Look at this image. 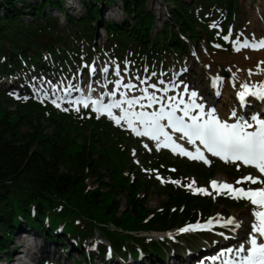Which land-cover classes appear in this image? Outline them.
I'll return each mask as SVG.
<instances>
[{
    "label": "trees",
    "instance_id": "16d2710c",
    "mask_svg": "<svg viewBox=\"0 0 264 264\" xmlns=\"http://www.w3.org/2000/svg\"><path fill=\"white\" fill-rule=\"evenodd\" d=\"M68 1L0 0V80L15 76L26 95L9 100L0 86V254L10 256L11 240L31 231L69 250L75 264H94L83 245L99 234L108 242L96 249L104 260L111 250V261L165 264L180 254L171 238L143 232L177 229L208 218L223 204L241 208L242 202L167 186L161 207L149 208L151 183L132 159L130 145L137 139L129 131L91 111L78 115L27 94L40 84L38 76L64 79L78 72L91 48L118 60L134 58L136 69L145 63L153 72L166 70L189 44L197 46L203 38L225 43L211 23L219 20L226 33L241 9L240 0H158L165 2L167 16L158 32L149 0H74L79 10ZM119 3L121 21L105 15L107 7ZM101 28L106 33L102 48L96 37ZM168 157L165 152L152 158L146 154L144 163L202 182L223 172L220 164L204 168ZM209 248L191 251L205 254Z\"/></svg>",
    "mask_w": 264,
    "mask_h": 264
},
{
    "label": "rangeland",
    "instance_id": "374dc122",
    "mask_svg": "<svg viewBox=\"0 0 264 264\" xmlns=\"http://www.w3.org/2000/svg\"><path fill=\"white\" fill-rule=\"evenodd\" d=\"M68 3L71 5V7L75 8V10L80 9L78 2L72 0L68 1ZM74 3H77V5ZM148 7L157 15V28L155 29V32H158L159 29L162 28L163 22L167 19L166 4L165 2L163 3L158 0H149ZM240 7L241 9L236 15L235 21L229 30L224 33L229 38L225 40V43H222L220 48H217L216 45H212L211 42L213 41H210L208 38H203L200 42H198L197 46L195 44H189L187 52L184 53L180 59L168 63V68L166 71H160L158 75L151 76L149 73L151 69L149 65L145 63H142V66L138 67V70H133V68L129 69V65L133 66L135 64L134 58L118 60L116 58L107 56L104 53L101 54L99 49L94 50L91 48V50H86L88 55H85V58L89 60V62L82 63V67L87 69V74H84L86 71L80 69V72L76 71L72 74H68L64 79H56V77L54 78L53 74H51L49 77L38 76L37 79H40L39 82L41 84L33 88L31 86L32 91L27 95L28 97L31 96L39 103L41 101H51L54 107L59 104V107H66L68 109L67 111H71L79 115L81 110L85 108H83L81 104L75 103L77 98L72 99L70 96L66 98L67 96L64 92L70 93V95H72L77 91L88 88L91 82L95 83V87H97V93H103L105 91H108L109 93L115 92L119 97L123 98H130L132 96L139 98L140 95H155L157 97L166 92L168 95H171L172 98L174 97L176 100L182 98L184 99L185 103H188L192 99L190 93L195 91L197 93L195 102L198 104L202 102L207 103L206 98L208 97L209 93H212V90L218 91V99H225L224 94L226 93L227 88L230 87V96L226 99L228 101L226 104V110L228 113L230 112L231 115L233 111L236 112L237 115L235 117L233 116L234 120H232L236 122V118L241 115L239 109L240 105L238 104V93L240 92L242 83L247 81L254 85L264 84V72H262L264 70V63H262L264 62V48H242L239 52H237L233 47V43L237 39H239V42L241 43L244 40H248L250 43H258L260 40H264V0H240ZM70 12L75 13L73 10ZM56 15L60 16L58 13ZM105 15H107L110 19L121 21L123 19L121 3L112 7L111 10H106ZM211 24H213L214 28L219 31L218 33L221 32L222 27L219 20L215 19ZM96 37H99L98 46H101L102 48L106 38L102 28L99 30V36ZM226 44H228V46ZM252 56L254 59L252 63L244 62L248 61ZM105 68L108 69L107 75H105L103 71ZM117 68L119 69V75L116 74ZM145 68L147 71H144ZM224 71L229 73L228 77L224 76ZM214 75L220 78V84L216 88H214L212 84V77ZM117 80H120L122 84L131 83L136 87L132 89L122 86L117 88L115 83ZM61 85L64 87L71 85V89L63 90V86ZM153 85H155V87H153ZM0 86L7 90L9 96L7 99L9 100H23L24 96H26L23 92L22 84L14 76L10 78L7 76L3 77L0 80ZM185 88H187V92L185 91ZM143 89H147L146 94ZM165 89H167V91H165ZM213 104L214 103L212 102H208L207 109L208 107H217L218 102L217 104ZM14 108V106H10L9 109L15 110ZM249 108L250 110L248 109V113L246 114V117L248 118H250L252 115L251 111L253 106ZM145 145H147V147L144 146L143 143L141 145L139 141L136 140V142L131 144L130 147L133 149L132 159L141 169L140 175L145 174L151 183L150 198L148 203V207L151 209L160 208L161 202L166 200L167 196L166 192L163 191V188L167 186L186 187L187 184L195 181V187L207 188L208 191L212 193V195L209 196L214 198H216L218 195L210 185V181L212 180H216L218 182H228L233 184L234 187L239 188H259L264 186L259 183L252 184L251 182L247 181L236 184L237 180H241L243 176L242 173L244 171L251 173L246 174L245 176L252 175L253 177H259L260 175L255 172H250L252 169H254L252 167L240 168V166H243L240 163H225V161L221 159H213V164L215 166L220 164V168L223 170V172L221 171L215 174L207 182H202L198 178L185 179L182 178V176L176 177L167 171H163L162 168L158 170L159 168L154 167L151 164L144 163L146 154L151 155L152 158L159 157L160 153L164 152L163 150L157 148V144L155 142H149L148 144L145 143ZM168 152L169 153L167 154L172 161L179 160L177 158L180 157H178L174 152ZM194 162L200 166H203V164L199 161ZM227 164L235 166V169H227ZM203 167L207 168L208 166L204 165ZM171 171H174V169L171 168ZM233 173H235V175H232ZM173 180L180 181V184L171 183ZM107 181L109 182V179ZM89 183L91 186L94 184L92 179L89 180ZM186 188L189 190L188 187ZM120 200L123 202L124 208L125 199L120 198ZM232 202H242L241 208H234L233 206L223 204L218 209H214L208 218H234L239 223V228L228 225L224 226V228L218 232L215 231L213 233L201 234H195L192 231H187L184 234H181L182 232L179 230L182 227L180 229L178 228L167 231L168 233L164 235V237L178 235V238H171L170 242L172 243V247L180 254H176V257H179V260L175 261L169 257V260L166 262V264H182L181 259H189L190 264H196L197 261L195 263H192V261L195 259L194 255H199L192 253L191 248L193 247L210 245L212 248H216L215 246L222 248V245H228L231 243V248L239 249L241 246H243L244 249L247 248L248 240H250L251 236H256L253 235L254 231L252 230V225L256 223L255 217L253 215L255 206H253L247 199L232 198ZM149 233L152 236L156 234L155 232ZM143 234L145 235L146 233ZM17 237L24 238L22 235H18L11 240V243L9 244L10 256L0 254V264L11 262L13 255V245L16 244ZM29 240L33 244L38 243L37 247L34 249L38 250L40 245H43L47 250L52 252L50 254L46 253L41 259L36 260V262H38L37 264H55V262H57V260L60 258H63L66 264H75L73 261L74 256H72V253L69 252V250H60L56 244L44 240V238L39 233L34 232V235H30ZM102 241L107 243L102 238V235L97 234L90 242V245H88L89 243H85L83 246L85 249L92 251L90 255L92 258H94V264L105 263V260L101 259V257L95 253L96 251L93 252L95 246ZM230 246L215 251L216 255L218 256L222 252L225 253L224 256L220 257L222 262L228 260V258L231 257L230 253L227 251L228 249H231ZM75 256L76 258L80 259L78 252H75ZM64 261L63 263H65ZM137 261L131 260L130 263L127 264H133L135 262L136 264H155L150 263L147 259H140ZM198 261L208 262V259L205 257L204 259H199ZM36 262H30L29 264H35ZM114 263L115 260L111 264Z\"/></svg>",
    "mask_w": 264,
    "mask_h": 264
},
{
    "label": "snow or ice",
    "instance_id": "6c2138e0",
    "mask_svg": "<svg viewBox=\"0 0 264 264\" xmlns=\"http://www.w3.org/2000/svg\"><path fill=\"white\" fill-rule=\"evenodd\" d=\"M229 37L226 35L224 39L227 40ZM219 47V45H216ZM234 50L239 52L242 48H253L262 49L264 48V40L250 43L248 40H244L242 43L239 39L233 43ZM264 63V62H262ZM94 71V69H93ZM105 75H107L108 69L104 70ZM117 75H119V69L117 68ZM117 88H135L136 86L128 83L122 84L120 80L116 82ZM155 87V85H153ZM242 91L238 93V97L241 103L245 102L246 97L252 96L264 100V84L260 86H249L248 84H243ZM145 94L147 89H143ZM167 91V89H165ZM187 92V88H185ZM219 94V93H218ZM110 95L115 97L116 93L113 92ZM192 99L185 103L184 99L176 100L174 97L169 98L171 101L169 104L162 106L158 111L153 112H132L131 108L134 105L141 104V100L145 97L115 100L111 103L104 104L102 100H91V97L83 98L75 101V103H83L85 107H88L89 101L97 112H107V114L116 121L117 124L121 120H126L128 126L136 132L138 136H151L152 139L159 141L163 137V143H158L157 148L169 147L171 146L173 151L179 150L180 155L187 156L193 160H201L204 163H209L205 158L204 153L201 151L200 147L195 148V152L187 151L181 145L175 143L172 137L165 131V125L161 123L162 120L167 121V125L173 130L183 134V137L187 139V142L192 145H196L199 142L207 152L211 153L213 156L219 157L225 162H242L244 165L254 166L260 174L264 175V119H258L253 116L252 119L256 121L259 125L254 131H248L247 129L252 128V124L245 121L238 120L236 123H228L227 121H222L217 117L215 109L204 112V105L195 102V97L197 93L195 91L190 93ZM148 101V106L158 103L155 95H146ZM55 103V101H54ZM122 104H127L128 108L123 109V116L115 117L112 115L113 108H120ZM59 107V104L56 105ZM183 106V107H181ZM198 109L199 111L193 114V110ZM65 111L68 109L65 108ZM177 111L182 112V115H177ZM236 112H232V116H236ZM133 118L143 126V131H140L134 127ZM187 118V119H186ZM251 182L252 184L264 185V180L259 177H253L248 175L243 177L241 180H237L236 184L242 182ZM163 182V181H162ZM171 183L180 184V181L173 180ZM195 181L187 184L186 187L189 188L194 194H204L212 195L207 188L195 187ZM211 187L216 191L217 195L225 194L233 199H247L253 206L255 210L253 215L255 217L256 223L252 225V230L258 233L261 237H264V186L259 188H239L234 187L233 184L228 182H218L216 180L210 181ZM222 218H215L216 224H221ZM225 226L232 225L239 228V223L234 218H228L223 220ZM213 226V219H209L206 223L189 224L187 227L181 228L180 232L196 231L211 229ZM251 248L248 250V254L242 257L239 261L225 260L223 264H264V243H257L255 236L252 237ZM228 252H232V249H228ZM245 249L241 246L237 251L236 255L244 252ZM225 253H220L219 256L212 257L213 260L219 259L224 256Z\"/></svg>",
    "mask_w": 264,
    "mask_h": 264
},
{
    "label": "bare ground",
    "instance_id": "6f19581e",
    "mask_svg": "<svg viewBox=\"0 0 264 264\" xmlns=\"http://www.w3.org/2000/svg\"><path fill=\"white\" fill-rule=\"evenodd\" d=\"M263 58H264V56H263ZM253 60L254 59L252 56L248 61H244V62L252 63ZM262 72H264V70ZM213 77H218V76L214 75ZM229 96H230V87L227 88L226 93L224 94L225 99H221V98L218 99V91L212 90V93L208 94V97L206 98V100L209 102H213L214 100H216L218 102V111H217L218 113L216 112L217 117L220 118L222 121H227V122L233 123V121H232V120H234L233 116L230 114V112L228 113L226 110V104L228 103V101L226 99ZM250 100L252 102H247L246 104H242L240 101H238V104L240 105V107H239L240 113L242 115H245L247 113L248 109L250 110L249 107H251V106H256L254 108V110H263V112H264V101L257 103L253 100V98H251ZM209 110H210V107H209ZM252 124H254V123H252ZM167 233L168 232H163V233H160L158 235L163 236V235H166ZM253 233H254L253 235H256L257 237L260 236L255 231ZM22 236L24 238L17 237L16 244L13 245V250H12L13 256H12L11 262L4 263V264H29L30 262H36V260L41 259L44 256V254H46V253H48V254L52 253L51 251L47 250L45 248V246H43V245L42 246L40 245L38 250L34 249L35 247H37L38 243L33 244L32 242H30V240H29L30 235L29 234H24ZM232 250L233 251L230 252V254L232 255V257L230 258V261H235V260L239 261L238 260L239 255H236V254L234 255L233 254L234 249H232ZM37 263L38 262H36L35 264H37ZM133 264H136V262Z\"/></svg>",
    "mask_w": 264,
    "mask_h": 264
},
{
    "label": "water",
    "instance_id": "95a60500",
    "mask_svg": "<svg viewBox=\"0 0 264 264\" xmlns=\"http://www.w3.org/2000/svg\"><path fill=\"white\" fill-rule=\"evenodd\" d=\"M225 75L228 76V73H227L226 71H225ZM243 84H248L250 87L253 86V84L248 83V82H244ZM243 84H242V85H243ZM242 90H243V89H242V87H241V91H242Z\"/></svg>",
    "mask_w": 264,
    "mask_h": 264
}]
</instances>
